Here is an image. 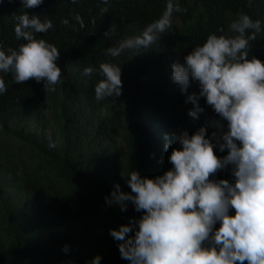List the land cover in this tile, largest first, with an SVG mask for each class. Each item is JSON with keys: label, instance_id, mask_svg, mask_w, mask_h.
Segmentation results:
<instances>
[{"label": "trees", "instance_id": "obj_1", "mask_svg": "<svg viewBox=\"0 0 264 264\" xmlns=\"http://www.w3.org/2000/svg\"><path fill=\"white\" fill-rule=\"evenodd\" d=\"M178 2L182 11L174 13L172 29L140 54L128 50L119 57L105 55L106 49L142 34L161 16L167 0H110L108 5L101 0H45L34 9H23L21 0L0 3V39L7 46L24 42L14 34L16 15L27 11L53 21V29L37 35L58 47L57 63L63 71V82L47 92L43 82L15 84L11 74L4 76L8 90L0 94V166L13 192L11 206L0 203V264H90L97 255L77 254L81 241L142 215L131 204L121 212L105 202L117 183L130 191L126 177L131 172L125 174L124 167L132 162L141 176L162 175L172 167V150L164 147L166 134L175 148L184 131L192 134L204 126L209 136L216 131L211 121L218 117L205 99H199L204 109L199 119L188 115L194 105L185 103L186 95L172 82V63L182 62L212 33L234 35L230 24L240 13L261 21L250 57L264 61V0ZM104 7L107 13L101 12ZM77 14L83 28L74 19ZM103 62L121 66L122 95L97 101L94 90L103 79ZM86 67L94 68L91 76L84 75ZM193 92L199 93L195 84L189 88V94ZM145 116L159 135L146 125ZM30 120H36L40 130H27ZM117 138L122 150L112 142ZM216 151L227 155V150ZM214 179L232 180L230 168ZM120 243L101 256V264H131L121 258ZM65 245L68 253L62 251Z\"/></svg>", "mask_w": 264, "mask_h": 264}, {"label": "clouds", "instance_id": "obj_2", "mask_svg": "<svg viewBox=\"0 0 264 264\" xmlns=\"http://www.w3.org/2000/svg\"><path fill=\"white\" fill-rule=\"evenodd\" d=\"M44 2L21 0L23 9L37 8ZM101 2L108 5L110 0ZM108 11V7L101 8L102 13ZM181 11L178 0H167L161 16L142 34L107 48L105 55L119 57L128 50L140 54L151 48L172 29L174 13ZM74 19L84 27L79 14ZM15 20V37L24 42L14 48L0 39V94L8 90L4 79L8 74L15 84L35 80L44 83L46 92L54 91L63 82L57 63L61 53L55 44L37 35L53 29V21L27 11L16 15ZM62 23L67 25L68 20ZM261 30L259 19L240 13L230 24L234 35L212 33L182 62L172 63V82L186 95L185 103L194 105L188 115L199 119L204 111L199 99H205L218 117L211 121L216 131L211 136L207 126L192 134L184 131L172 149L169 170L156 177L132 170L126 177L130 191H123L117 183L105 197L107 205L121 212H127L131 204L142 213L110 230V235L121 242L122 259L131 264H264V61L250 57L251 42ZM99 70L103 79L95 86V99L120 97L121 66L103 62ZM94 71L86 67L84 75L91 76ZM193 84L199 89L198 95L189 94ZM165 140L167 150V134ZM217 148L221 153L227 150V155H218ZM229 168L232 180L214 179ZM62 251L68 253L69 246ZM101 259L97 255L90 264H101Z\"/></svg>", "mask_w": 264, "mask_h": 264}, {"label": "rangeland", "instance_id": "obj_3", "mask_svg": "<svg viewBox=\"0 0 264 264\" xmlns=\"http://www.w3.org/2000/svg\"><path fill=\"white\" fill-rule=\"evenodd\" d=\"M143 120L145 121L146 125L155 132L156 135H159V131L154 123H152L146 116L143 117ZM40 125L36 120H30L26 124V129L35 131V130H40ZM17 144H19L21 141L17 137H14ZM13 138V139H14ZM114 143L120 144V149H123V142L119 138L113 139ZM164 143H167V141H164ZM170 150L173 149V145L170 143L169 144ZM36 163V162H35ZM135 169V164L132 162H129L125 167H124V173L128 174L132 170ZM4 171L2 170L0 166V203L4 207H8L12 205V201L10 199V194L13 192V189H9V187L5 184V181L3 179L4 176ZM234 214V210L233 213ZM117 240H115L109 232L106 233H101V234H96L92 235L86 240L81 241L78 244V247L76 249L77 254H84L87 251H92L96 255L103 256L105 254H108L111 249L115 246V243Z\"/></svg>", "mask_w": 264, "mask_h": 264}]
</instances>
